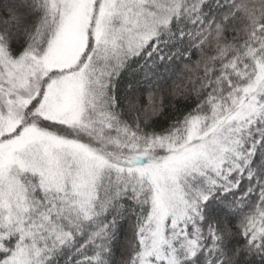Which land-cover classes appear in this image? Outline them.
Segmentation results:
<instances>
[{"label": "snow or ice", "instance_id": "snow-or-ice-1", "mask_svg": "<svg viewBox=\"0 0 264 264\" xmlns=\"http://www.w3.org/2000/svg\"><path fill=\"white\" fill-rule=\"evenodd\" d=\"M0 264H264V0H0Z\"/></svg>", "mask_w": 264, "mask_h": 264}]
</instances>
